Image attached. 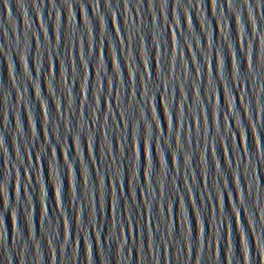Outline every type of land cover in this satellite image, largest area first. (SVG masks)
<instances>
[{"label":"water","instance_id":"95a60500","mask_svg":"<svg viewBox=\"0 0 264 264\" xmlns=\"http://www.w3.org/2000/svg\"><path fill=\"white\" fill-rule=\"evenodd\" d=\"M0 264H264V0H0Z\"/></svg>","mask_w":264,"mask_h":264}]
</instances>
